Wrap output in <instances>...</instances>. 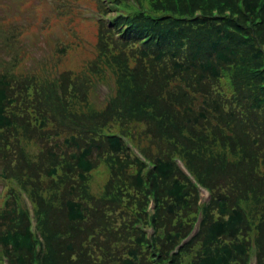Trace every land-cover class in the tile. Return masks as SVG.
<instances>
[{
  "label": "trees",
  "instance_id": "16d2710c",
  "mask_svg": "<svg viewBox=\"0 0 264 264\" xmlns=\"http://www.w3.org/2000/svg\"><path fill=\"white\" fill-rule=\"evenodd\" d=\"M92 1L94 81L16 73L24 30L0 16V264H264V0ZM98 81L101 110L72 113Z\"/></svg>",
  "mask_w": 264,
  "mask_h": 264
},
{
  "label": "rangeland",
  "instance_id": "374dc122",
  "mask_svg": "<svg viewBox=\"0 0 264 264\" xmlns=\"http://www.w3.org/2000/svg\"><path fill=\"white\" fill-rule=\"evenodd\" d=\"M63 1L72 7L70 12L72 18L74 17L72 22H68L65 16L59 17L58 14L54 13L53 5H56L57 1L0 0V16L5 17V23H17L24 30L20 38V46L25 50V55L22 57L21 64L14 70L16 73L36 69L41 78L39 79L40 82L44 80L42 78L44 75H47L51 81L56 79L57 69L60 72L70 70L74 75H84L87 79L89 76L93 81L97 79L95 74L89 70L90 61L98 55L95 46L96 22L94 21H97L100 12L96 8V2L92 0ZM91 11H96L98 16L95 17ZM49 16L50 23L43 24L40 22L43 17ZM58 39L64 42L66 40L67 44L69 45L70 42L72 46L68 49V53L62 57L61 63H58L59 66L57 67L56 54L53 52V48H56V40ZM77 41L78 43L74 45L73 43ZM101 56L105 57L104 54ZM100 82L103 81L96 82L94 89L88 92L89 96L87 95L86 100H81L77 95L71 98L72 113L88 116L90 109L101 110L100 106L105 100L107 88L100 86ZM22 149L25 154L28 153L32 157L36 153V146L30 141H24ZM94 179H99V181L92 180L89 191L91 190L90 194L92 195H99L104 178L95 177ZM4 185L9 186L0 177V192ZM206 198L207 196L201 193V200L204 201ZM27 207L30 209V206L27 205Z\"/></svg>",
  "mask_w": 264,
  "mask_h": 264
}]
</instances>
